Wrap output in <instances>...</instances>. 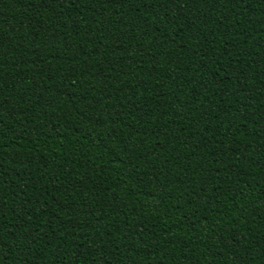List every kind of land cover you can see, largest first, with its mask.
<instances>
[{"label": "trees", "instance_id": "16d2710c", "mask_svg": "<svg viewBox=\"0 0 264 264\" xmlns=\"http://www.w3.org/2000/svg\"><path fill=\"white\" fill-rule=\"evenodd\" d=\"M0 264H264V0H0Z\"/></svg>", "mask_w": 264, "mask_h": 264}]
</instances>
